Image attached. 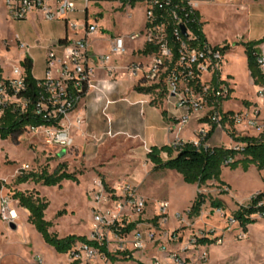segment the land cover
I'll return each instance as SVG.
<instances>
[{"label":"rangeland","instance_id":"rangeland-1","mask_svg":"<svg viewBox=\"0 0 264 264\" xmlns=\"http://www.w3.org/2000/svg\"><path fill=\"white\" fill-rule=\"evenodd\" d=\"M50 5L54 7L55 4ZM196 5L205 14L203 16L206 21L205 28L211 43H219L223 39L234 40L239 32L244 30L240 19L234 15L236 11L231 3L225 0H211ZM30 15L31 13H28L23 20H12L7 16L0 18V59L6 75L10 74L14 64L21 65V57L24 56V51L28 50L31 53L30 59L35 76L40 78L44 75L46 45L49 39L60 31L64 20L56 18L47 20L38 13L36 22L30 24L26 20ZM70 18L76 21H82L84 18L94 19L104 27L106 36L115 33L127 34L142 28L144 7L141 3L130 7L125 2L118 5L116 0H95L84 9L82 0H78L77 8L70 14ZM16 34L25 43L24 48H19L13 41ZM103 36L104 38L101 37L102 39L92 43L96 58L107 48V37ZM140 44V40L128 41L126 51L113 56L109 61L110 64L114 62L117 66L116 79L125 87L134 80L126 69V61L131 49L134 57L130 61L136 60V56L141 53V50L137 49ZM225 61L224 58L221 70ZM226 62L235 77L236 85L235 94L229 92L228 98L221 103V108L224 109L226 106L235 114L247 112L248 116L254 117L253 126L243 121L236 122L232 130L237 135L247 136L264 133V106L259 107L260 104L256 102V98L259 97L256 92L257 86L252 85L246 74L245 52L241 47L235 49L227 57ZM96 72L102 73L100 70ZM104 72L103 74L109 76L107 71ZM148 93L152 97V103L157 107L170 104L165 103L164 97L158 91L150 90ZM211 105L209 103L204 106L201 114L206 113ZM156 114L158 135L154 141L165 144L173 137V133L166 135L165 131L160 130L158 121L160 115L158 112ZM133 117H137V114L128 112L124 115L127 131L137 130ZM205 119L207 120L205 116L200 117L199 114L192 113L189 121H196L199 124ZM260 125L262 128L258 129ZM199 126L197 125V128ZM192 128H194L192 122L186 124L182 127L181 134L191 137ZM215 130L217 132L212 142L216 141L215 143L224 147L241 146L242 143L232 140L229 136L231 127L227 123L216 126ZM104 138L101 134H91L87 143L94 147L93 151L82 153L73 145L61 149L65 150L61 156L59 147L45 142L41 130L26 128L20 133L10 134L6 139H0V194L10 196L15 189L24 192L36 190L49 202L44 218L51 222L49 228L51 232L59 237L76 234L91 238L94 233L91 194L97 186V181L105 185L104 190L108 192L112 203L114 201L127 203L128 194L121 193L117 187L127 181L133 187V192L139 194L135 184L137 181L142 183L143 180L140 190L150 196L146 208L139 215L129 212L126 208L122 211L124 214L122 219L126 223L137 220L135 229L143 234L144 248L132 251L126 249L127 254L115 250V241L107 229L103 228L102 235L108 241L109 251L115 256L114 260L103 259L105 264H150L155 260L160 264H264V218L254 214L252 217L255 221L247 224L246 229L232 225L230 229L228 228V219L234 217L239 205H247L251 196L264 190V169L258 170L253 163L245 170L241 162L235 166L224 165L219 176L223 181L208 180L198 187L196 183L184 181L181 174L174 170L152 171V165L146 158L149 147L142 148V137L132 139L122 136L121 141L113 142L111 145L106 143ZM178 140L182 138H174L170 143ZM197 140L195 137L194 141ZM208 143L209 139L206 140V145ZM239 158H242L241 153L235 155V159ZM60 163H64L66 171L75 174L78 181L64 179L60 186L42 185L31 180L21 184L14 183L22 164L28 165V168L23 170L26 173H40L43 170L52 173ZM197 192L205 196V202L201 206L199 216L188 218L187 208ZM159 200H167L169 204L167 217L161 221L153 218V203ZM212 200H219L221 208L212 207ZM107 207L113 206L109 204ZM9 208L15 209L18 214L14 222L17 228L12 229L5 223L2 225L0 221V264L72 263L73 260L68 253H58L42 240L33 225L27 221L28 213L17 201L12 199ZM59 211L62 213L58 214ZM240 229L244 236L238 235ZM204 235L211 239L220 236L221 243L215 241L207 244L197 243L196 239ZM77 264L83 263L78 261Z\"/></svg>","mask_w":264,"mask_h":264},{"label":"built area","instance_id":"built-area-1","mask_svg":"<svg viewBox=\"0 0 264 264\" xmlns=\"http://www.w3.org/2000/svg\"><path fill=\"white\" fill-rule=\"evenodd\" d=\"M94 1L82 0L83 8L89 7ZM77 2L78 0H57L52 7L45 0H5L6 15L12 20H23L28 13L36 10L47 20L61 19L69 27L75 28L77 24L70 20V14L75 12ZM116 2L121 5L123 1L116 0ZM136 3H141L144 7L142 28L127 34L107 37L106 51L98 58L91 48L89 39L94 34H98L101 38L104 33L94 19L86 20L81 25L82 34L67 42L62 48L61 54H58L54 47L47 50L42 82L45 86L46 96L40 98L36 111L38 113L45 111V115L48 117H55L58 113H62L65 117L68 114L67 109L73 102L70 92L81 91L83 85L87 87V90L94 86L92 78L95 69L105 67V64L113 56L123 54L128 41L140 40L141 44L138 49L141 51L145 45H151L154 49L147 53L141 52L142 58L129 61L126 64V69L137 78V84L158 91L164 97L165 103L174 104L175 107L183 111L177 117L176 122L167 124V131L174 133L175 139H179L176 134L188 123L192 113H197L200 117L205 116L207 118L205 123L208 126L211 122L216 126H221V114L213 105L206 113L204 112L205 114H201V111L204 106L209 104V97L212 98L211 101H217L218 98L228 95L229 87L220 75L225 52L208 42L197 45L199 42L191 27L195 20L194 12L197 10L196 0H137ZM181 26H184V33ZM16 40L19 48L25 47L18 37ZM257 63L260 71L264 74V55L257 56ZM53 71L54 76H52ZM107 71L110 74L113 73L112 68H108ZM218 73L219 76L217 75L214 80V76ZM24 75L22 65H14L11 68V74L0 80V115L8 105H12L14 110H25L28 100L20 95L26 87ZM69 83L71 90L68 89ZM256 92L260 98L264 99V85H258ZM110 102L107 100L106 104ZM233 119L235 123L243 121L247 125H254V117L248 116L247 112L234 113ZM261 128L260 125L258 129ZM30 129L41 130L45 142L59 147L60 150L66 149L72 144L69 132L62 125L60 127L43 125ZM208 130L209 128L199 126L193 131V134L199 140L205 137ZM106 134H111L110 129L106 131ZM198 140L193 142L198 143ZM179 141L183 140L173 142ZM242 147L243 144L233 148L239 150ZM27 168V164H22L20 170L23 171ZM118 189L121 193L128 194L127 203L117 201L112 203L102 183L97 181V186L91 194L94 233L89 239L99 243L105 241L108 248V241L102 235L103 228H106L116 243L114 249L127 254L126 249L130 251L143 249L144 238L143 234L135 229L136 227L127 233H119V228L128 224L122 219V215H124L122 211L127 208L129 212L139 215L146 208L147 200L134 193L133 187L127 181L123 182L119 188L117 187ZM11 201L12 198L9 195H0V219L7 224L15 222L18 218L16 210L9 208ZM109 204H112L113 207H107ZM168 207L167 200L153 203V218L160 221L161 219L165 220ZM257 215L264 218V212ZM228 223L229 229L231 225L242 228L234 217L229 218ZM238 235L244 236L242 229L239 230ZM214 241L221 243L220 236ZM127 244L131 246H126ZM68 254L73 261H81L83 264H105L103 262V259H106L105 256L97 248L86 243H77ZM150 264L160 263L155 260Z\"/></svg>","mask_w":264,"mask_h":264},{"label":"trees","instance_id":"trees-1","mask_svg":"<svg viewBox=\"0 0 264 264\" xmlns=\"http://www.w3.org/2000/svg\"><path fill=\"white\" fill-rule=\"evenodd\" d=\"M125 3H129L130 7L135 5L137 0H122ZM195 20L191 24L193 32L198 39L197 45H202L207 42L205 35L202 31V22L199 20L200 16L198 11L194 12ZM62 41V40H59ZM264 43V36L258 40L235 42L234 44L242 45L247 59V68L250 76L255 85H264V74L260 71L257 56L260 54L258 45ZM222 52L227 51L230 46L224 44L222 46L216 45ZM151 45H145L142 53H147L153 50ZM21 65L24 70L25 90L21 91L20 95L28 100L24 111L19 109L14 110L12 105H8L3 109L0 115V139H6L10 134L20 133L26 128H33L38 126H55L60 127V122L64 118L62 113H58L55 117H48L45 115V111L37 112L41 97L46 96L45 86L42 84L43 78H35L32 74V61L25 55L21 61ZM219 76V73L214 76V80ZM3 78V70L0 67V80ZM134 88L137 91L150 92L152 90L149 87H142L139 84H135ZM68 89L71 90L70 83ZM87 87L83 85L81 91H71L72 104L67 109V113L74 110L79 100L86 94ZM231 90H228V95ZM228 95L224 98H218L217 101H211L209 97V103L220 112L221 122L227 123L231 130L229 136L232 140L242 143V149H235L233 147L224 146H210L206 145V140L211 136L212 132L216 128L215 123H210V128L207 131L204 138L199 139L198 143L193 141H179L177 143H168L160 146L152 145L149 147L146 158L152 164V171H160L164 169H171L179 174L186 182L196 183L197 186H201L208 180H220L221 168L224 165L235 166L241 162L243 169H247L248 165L253 163L258 170L264 169V133L260 132L256 136L237 135L232 127L235 124L233 119L234 112L232 110H222L221 103L228 98ZM241 153L242 158L235 159V155ZM64 179H71L78 181L75 174L67 172L65 164H58L57 168L52 173H47L43 170L40 173L24 172L20 170L19 174L15 177L14 183L21 184L27 181H33L35 183H41L42 185L54 186L59 185ZM105 186V185H104ZM11 198L17 201L18 205L28 211L27 221L33 225L36 231L40 234L42 240L53 247V249L61 254H66L72 251L77 243H86L90 246L97 248L105 258L114 260L115 256L107 248L105 241L99 243L95 240L87 238L85 235L68 234L63 237L57 236L55 233L49 230L51 222L44 218V212L49 205V202L44 197L40 196L36 190L32 192H24L20 190H13L10 195ZM205 202V196L197 192L193 201L187 208V217L193 218L200 214L201 206ZM261 202V204H259ZM212 207L221 208L222 204L219 200L211 201ZM264 212V190L258 191L250 197V201L247 205H239L234 212V218L239 222V225L246 229L247 224L253 223L255 220L252 217L254 214H262ZM62 212L59 211L58 214ZM157 219V218H155ZM137 221H133L120 227L119 233H127L136 227ZM199 244L212 243L214 239L208 236H201L196 239ZM71 264H77V261H72ZM141 264V263H140Z\"/></svg>","mask_w":264,"mask_h":264},{"label":"crops","instance_id":"crops-1","mask_svg":"<svg viewBox=\"0 0 264 264\" xmlns=\"http://www.w3.org/2000/svg\"><path fill=\"white\" fill-rule=\"evenodd\" d=\"M45 1L49 5L55 4L57 2V0H45ZM209 1L211 0H196V3L201 4V3H207ZM225 1L233 5L235 9L234 11H236L234 15L240 19V22L243 25V29L245 30V32L244 30L242 32H239L238 36L234 40L229 41L223 39V41L219 43L218 42L211 43L205 28L206 21L203 18L205 14L201 9H199L197 5H196V9L199 13L200 21L202 22V31L205 35L207 42L213 46L216 45L221 46L224 44H228L230 46V48L224 53V58L227 61V57H229L230 53L233 52L235 49L241 47V49H243L244 51L243 46L234 45L235 42L258 40L264 36V0H225ZM30 13H31L30 17H28L26 20H28L29 23L31 24V22H36V17L38 16L39 12L34 10L31 11ZM3 16L4 17L7 16L5 0H0V18H2ZM70 20L72 21L73 19L70 18ZM73 21L77 24V27L71 28L64 21L57 35L49 39L44 53V67H43L44 69H45V56L49 48L54 47L56 52L58 54H61L62 48L67 44V42L82 34L81 25L85 23L86 21L85 18L82 21H76V20ZM37 26L39 27L38 24ZM98 26L101 29V31L104 33L103 35H105V37H113L115 35L122 34V33H115L106 36V31L104 27L101 24H98ZM70 33H72L73 36ZM16 37H18L20 41L21 39L19 35L17 34L15 35L13 41L17 45ZM97 39H102V38H99L98 34H94L90 37L89 40H90L91 48H92V43ZM257 47L259 49L260 54L264 55V43L259 44ZM23 54L24 56L27 55L29 58L31 56L29 50L24 51ZM24 56L21 57L20 62L22 61ZM132 57L134 56L132 55V49H131L126 64L128 61L131 60ZM141 58H142V53L136 56V60H140ZM226 61L223 65V69L221 70L220 75L221 78L224 80V82L228 85V87L230 86L229 89L231 90V93L235 94L236 80L231 70L228 69L227 66L228 63ZM0 67L3 70V77L9 76L11 74V70H10V74L8 75L5 74L4 68L1 63V59H0ZM108 68L113 69V73L111 74L108 73L109 76L103 74L105 73L104 71L108 70ZM116 69L117 66L115 65L114 62H112L111 64L107 62L105 64V67H97L94 71L92 78V82L94 86L88 88L84 97H82L77 103L76 108L71 112H69L62 119L61 125L64 129H66L69 132V135L72 139L71 146L75 145L77 151H82V153L86 151H90V152L93 151L94 147L87 143L90 140L89 136L91 134L104 135L105 142L110 143V145L113 144V142L121 141L122 136H127L128 138H132V139L142 137V141H143L142 148L150 147L152 145H157V146L163 145L164 143H155L154 141L156 140L157 138L156 136L158 135L157 134L158 129L156 125L157 121L155 120V116L157 115L156 113L158 112L160 115L159 116L160 118L158 119L160 130L165 131L166 135L167 133H170L166 129L167 124L174 122V120H176L177 117H179L183 113V111L180 108L175 107L174 105L171 104H164L162 107H157L156 105H154L152 103V97L148 92L146 93L143 91H137L134 88L135 84H137V78H135L134 76H133L134 80H132V82H130V84L127 87L123 86L121 82L116 79V75H117ZM97 70H100V72L102 73H97L96 72ZM245 71L252 85L255 87L258 86L253 83V80L250 76L249 70L246 65H245ZM32 74L35 78H39L35 76L33 72V67H32ZM52 76H54V72H52ZM107 100H110L111 102L109 104H106ZM256 102L260 104L259 107L264 106V99L257 97ZM222 110H229V107L225 106L224 109L222 108ZM128 112L129 113L133 112V114H137V117L135 118L133 117L137 126V130L135 131H127L126 129V120L124 118V115L128 114ZM191 122L194 124V128H192V132L197 129V125H200V127L204 126L206 129L209 127L205 123L206 119L201 121L199 124L196 121L194 122L191 121ZM191 122L188 121V123ZM108 129H110L111 131L110 135L106 134V131ZM181 131L182 130H180L176 134L178 138L179 137L182 138L183 141H194L195 138L194 134L191 137H185L184 135L181 134ZM216 132L217 130L214 129L211 136L208 138L209 139L208 145L220 146L218 143H215L216 141L215 142L211 141L213 136L216 134ZM174 138H175V134L173 133V137L170 138L168 142L165 144L170 143V141H172ZM148 163L152 165L150 162ZM141 182L142 183L137 181L135 184L138 188V192H139L138 195L145 198L149 202L150 196L145 192H141L140 190V186L141 184L144 183V181L142 180ZM25 211L28 213L26 209ZM0 221L2 225H4V223L7 224L1 219ZM7 225L9 226V224ZM16 228L17 225L15 226L14 229Z\"/></svg>","mask_w":264,"mask_h":264},{"label":"water","instance_id":"water-1","mask_svg":"<svg viewBox=\"0 0 264 264\" xmlns=\"http://www.w3.org/2000/svg\"><path fill=\"white\" fill-rule=\"evenodd\" d=\"M181 30H182V32L184 33V31H185V29H184V26H181ZM65 153V150H61V152L59 153V155L61 156V155H63ZM9 226L11 227V228H15V223L14 222H10L9 223Z\"/></svg>","mask_w":264,"mask_h":264}]
</instances>
